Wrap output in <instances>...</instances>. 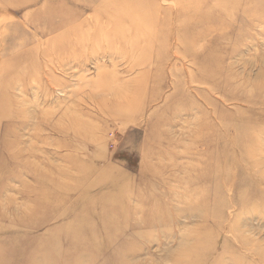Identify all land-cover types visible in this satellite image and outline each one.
Returning <instances> with one entry per match:
<instances>
[{"label":"rangeland","instance_id":"1","mask_svg":"<svg viewBox=\"0 0 264 264\" xmlns=\"http://www.w3.org/2000/svg\"><path fill=\"white\" fill-rule=\"evenodd\" d=\"M0 264H264V0H0Z\"/></svg>","mask_w":264,"mask_h":264},{"label":"bare ground","instance_id":"2","mask_svg":"<svg viewBox=\"0 0 264 264\" xmlns=\"http://www.w3.org/2000/svg\"><path fill=\"white\" fill-rule=\"evenodd\" d=\"M173 18V17H172ZM110 224V223H109Z\"/></svg>","mask_w":264,"mask_h":264}]
</instances>
